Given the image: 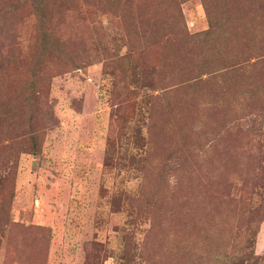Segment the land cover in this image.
Returning <instances> with one entry per match:
<instances>
[{"label":"rangeland","instance_id":"rangeland-1","mask_svg":"<svg viewBox=\"0 0 264 264\" xmlns=\"http://www.w3.org/2000/svg\"><path fill=\"white\" fill-rule=\"evenodd\" d=\"M178 12L209 27L202 0H0V264H264V82L226 71L238 22L219 51Z\"/></svg>","mask_w":264,"mask_h":264},{"label":"trees","instance_id":"trees-1","mask_svg":"<svg viewBox=\"0 0 264 264\" xmlns=\"http://www.w3.org/2000/svg\"><path fill=\"white\" fill-rule=\"evenodd\" d=\"M202 4L207 15L209 27L195 34H190L187 31L181 32L183 24L179 25V23H182L181 20L183 19H181V12H178V17L169 16L168 18L175 21L177 33H182V38H186L187 40H194L203 45H209L213 42L210 38L211 34L214 32V29H217L220 22L223 21L227 25H233L235 22H238V28L241 27L240 38L242 39V46L238 50H229L226 71L233 74L231 75L233 81H236L237 77L243 72L250 71L253 75L259 73V79L261 82H264V0H227L228 7H225L224 14L218 18H216V12L212 6H209L206 0H202ZM232 4L233 6H231ZM143 36H146V31H144ZM227 38L226 34L222 38H216L213 42L216 45L214 47L221 51V42ZM238 40L239 37L235 34L233 39L229 41V44L235 46ZM49 45H51L49 40L43 43L45 49ZM251 58L253 59L252 61H250ZM239 81L243 83L242 80ZM249 83L251 84V82ZM262 85L264 84L259 83V86ZM37 227L43 229L42 226Z\"/></svg>","mask_w":264,"mask_h":264}]
</instances>
